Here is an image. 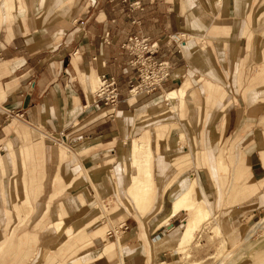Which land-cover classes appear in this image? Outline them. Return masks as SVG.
<instances>
[{"label": "crops", "instance_id": "obj_1", "mask_svg": "<svg viewBox=\"0 0 264 264\" xmlns=\"http://www.w3.org/2000/svg\"><path fill=\"white\" fill-rule=\"evenodd\" d=\"M263 18L264 0H0V154L3 156L0 162L4 167V175L0 171V179H18L22 176L19 160L13 159L10 151L15 129L13 119L27 120L28 123L21 121L15 130V136L23 134L26 138L30 133L25 131V125L29 123L38 124L47 132L55 131L61 135H65V129L71 126V132L77 131L79 145L87 143V140L89 143L78 149L79 162H82L84 168L86 158H91L92 154L93 157L102 159L107 152L115 150L122 135L118 134L120 125L111 114L114 110L128 111L134 104L129 102L133 98H127V91L137 78V69L130 64V56L122 47L131 34L142 32L152 41L158 42L162 48L160 56L174 62L175 51L168 46L166 39L180 28L189 27L212 40L213 46L206 44L203 49L210 52L214 69H229L233 67L232 45L237 47L239 60H245L246 55L251 56L252 52L264 49V46L259 47L257 43L259 37H264L260 35L264 29L254 33L255 25L261 24ZM197 50L196 48L195 52ZM253 61L249 59L243 65V80L247 79L248 68ZM184 66L183 64L174 71L181 70ZM103 74L115 76L124 93L125 99L115 108L96 103L92 95L93 80ZM87 76L90 77L88 87ZM256 76L253 73L249 81H245V85L254 84ZM177 79L179 75H171L161 89L173 87L174 80ZM214 82L222 83L219 79L207 80L204 87L208 88ZM219 87L224 88V85ZM206 91L208 96L220 94L217 90ZM194 93L191 84L185 93V104L191 114L197 109L200 111V104L196 102ZM148 95L150 94L138 97L137 102ZM161 98L162 96L157 95L137 107L136 120L140 121L139 115L143 109L146 117L147 114L155 116L157 102ZM235 98L237 103L233 106H223L228 112L224 126L225 138L232 141L227 151L228 158L223 160L227 163L223 166L226 170L215 173L205 154V165H197L205 175L201 169L182 172L185 170L183 169L175 171L174 175L166 172L164 174L167 177L162 174L157 186L154 180L157 195L161 197L150 209L153 213L146 219L127 214L106 219L103 218L106 214L103 211L101 216L96 215L87 223L77 220L75 225L84 227L76 230L73 235L68 234L64 240L62 232L68 227L64 226L61 230L56 227L55 234L40 242V256L35 258L34 264L45 254L48 259L43 264H117V261L114 262L116 257H119L121 264H153L156 261L163 264L172 261L177 244L180 243L177 229L193 217L194 208L196 212L203 209V212L211 215L213 195L218 197L217 193L221 189L219 181L229 174L232 179L226 188L230 190V197L219 209L221 217L218 227L224 235L235 232L239 236L242 229L264 213V111L261 109L262 104H244L242 94H237ZM59 113L62 118H69L71 114L73 116L62 125L57 117ZM74 117L78 123L73 121L69 124ZM91 119L100 120L85 126ZM200 119L193 117L186 124L195 127L200 124ZM43 135L40 130L38 135L32 134L30 153L35 163V174L28 176L29 183L33 182V177L37 176L39 179L33 195L38 203L37 225L49 215L56 198L70 194L65 186L71 183V179L65 180L67 173L61 178L57 176L55 168L59 165V157L54 154L51 142L44 140ZM210 144L213 145L214 142L210 143L206 134L200 147L193 141L184 152L192 153V148L204 149L205 146L206 153ZM86 149H92L91 155L86 154ZM6 151L9 152V159L5 157ZM131 152L132 149H129L130 159ZM174 158H177L176 165ZM195 160L197 162L196 157ZM170 161L174 166H179V162H182L176 153L166 163L169 165ZM96 162L100 163L99 160ZM99 167L100 165H96L92 171L86 170V178L90 180L100 170ZM79 171H82V167ZM192 178L195 187L184 203L195 205H191L192 208L189 209L184 208V204L185 206L175 211V199L178 200L184 194L186 184ZM198 191L201 195H198ZM72 194L64 197L58 207L61 213L65 209V218L70 216L68 206H72L73 201L80 206L79 195L84 194V191L78 189ZM41 195L45 199L38 201ZM75 196H78L79 203L74 199ZM195 196L198 198L197 203L191 201L195 200ZM71 210L75 212L74 208ZM82 211L80 207L76 210L78 214ZM40 218L42 219L39 220ZM1 220L3 228H6V219ZM20 227L21 224L12 228L9 235H1L0 257L12 248L13 239L17 237ZM123 233L127 234L123 236ZM162 238L163 240H159ZM24 243L29 246V242ZM259 245L260 243L252 246L251 251L261 250ZM87 247L89 251L79 252ZM16 256L19 258L21 255ZM25 256L30 260L33 257L28 253ZM258 258L259 261L254 264H260L262 257ZM15 261L12 259L11 263L14 264ZM31 263L30 261L28 264Z\"/></svg>", "mask_w": 264, "mask_h": 264}, {"label": "rangeland", "instance_id": "obj_2", "mask_svg": "<svg viewBox=\"0 0 264 264\" xmlns=\"http://www.w3.org/2000/svg\"><path fill=\"white\" fill-rule=\"evenodd\" d=\"M261 22V24L255 25L254 33L260 31V29H264V18ZM194 26H196V24H194ZM173 34H178L180 40H177V42L172 40L170 44H168ZM173 34L166 39V43L175 51V59L174 62H172V77L179 75V79L174 80L175 83L173 87L160 88L150 93L147 97H142V100L138 99V102L135 98L131 99L129 102L134 104L128 111L119 112L114 110L111 115L117 119L120 125L118 134L122 135V139L115 150L107 152L102 159L93 157V154L91 155L92 149H86V154H90L92 157L86 158L84 168L82 162H79L78 149L84 148L87 144L89 145V143L87 140L85 141L87 143L79 145L77 142V131L71 132L73 129L71 126L65 129V135H61L55 131L47 132L38 124L29 123L25 125V131L30 133L28 138H26L23 134L15 136V130L17 125L21 124L23 121L27 122V120L13 119L15 129L13 131L14 137L11 139L10 143V151L12 158L19 160V169L22 171V176L18 179H0V237L1 235L2 237L3 235H9L11 229L16 228L19 224H21V227L17 233V237L13 239L12 248L8 250L9 252H5L4 255L0 257V264H4V262L5 264H10L12 259L13 261L16 260L14 264H28L30 261L32 262L31 264H34L35 258L40 256V242L44 238L56 233L54 228L58 226V224L56 225L57 221L62 220V225L68 227L62 232V240H64L68 234L73 235L76 230H80L84 227H77L75 225L78 222L77 220L81 219V221L87 223L94 216L99 214V216H101L103 211L106 213H103V218L106 219H111L113 216H118L119 214H124L123 216H125V214L128 216H141L143 219H146L145 217L153 213L150 209L155 206L160 197V195H157V191L154 187V180L157 186L159 181H161L162 174L167 172L168 175H174L175 171L183 169L185 170L182 172H192L201 169L202 173L205 175L202 168L197 166L198 164L200 166L205 165V154H207V160L215 173L226 170L223 166H225V164L227 165V163H224V161L228 158L226 157L228 155L227 151L232 141L229 138H225L224 126L226 124L228 112L224 110L223 106L229 104L233 106L237 103L235 96L237 94H242L244 96V104L247 102L262 104L261 109L264 111V49L258 52H252L251 56L246 55L245 60H239V56L237 57V47L232 45L234 51L232 52L234 57L233 67L231 66L229 69L225 67H222V69L220 67H215L214 69L210 52L203 49L206 44L213 46L211 39H207L204 34L200 35L194 32L189 27L180 28L179 31ZM260 35H264V30ZM253 36L254 34L252 37ZM257 43L259 47L264 46V37H259ZM196 48L198 49L197 52H195ZM254 56H256V58H254ZM249 59L254 61L252 66L248 68V73L246 75L247 79L243 80V65ZM239 61H241V63H239ZM183 64L185 66L182 67L181 70L174 71L175 68ZM253 73L257 75L254 84L246 86L245 81H249L248 79ZM89 79L90 77L87 76V87L89 86ZM218 79L222 83L219 84L214 82V84H212L214 86L209 85L208 88L204 87L207 80L215 81ZM184 81L186 82L184 83ZM190 82L192 84V90L195 92V100L200 104V111L197 109L193 114L189 113L187 105L185 104V93L186 89L191 86ZM98 83L99 77L97 76V78L93 80L91 88L93 97ZM221 84L224 85V88L219 87ZM174 88H176V90H171ZM206 89L214 90V92H216V90L220 91V94L219 96L217 94L208 96L209 93ZM88 90L90 89L88 88ZM168 90L176 92L177 99L174 103L167 100V93L170 92H167ZM123 95L121 96L122 100L125 99ZM157 95L162 96V98L157 102L158 110L155 116L147 114L146 117V111L143 109L140 111V121L138 122L136 120V108ZM249 96L251 97L249 98ZM1 101L2 99L0 98V102ZM210 102L214 106H212ZM243 102L241 100V103ZM72 116L73 114L68 117L70 118ZM57 117L61 120L60 122L62 125L65 120L69 119L67 117L62 118L63 116L61 117L60 113L57 114ZM193 117H196V119L200 117V124L195 127L191 125L188 126L186 123ZM96 120L100 119H91L89 122H86L87 124H85V126L92 125ZM73 121L78 123L76 117H74L69 124H72ZM184 123L186 125H184ZM34 127L38 130L34 129ZM39 130L44 133V140H49L51 142L54 154L57 158L59 157V165L55 168V170H57V176L61 178L62 175L67 173L68 177H66L65 180L69 181L71 179V183L65 186L66 190H70V194H66V196L71 195L73 191L77 192L78 189H82L84 194L79 195L80 203L78 196L74 197L80 206H77V203L73 201L72 206H68V213L70 214L68 218L64 217V215H66L65 209L62 213L58 210V207L62 203V199L66 196L56 198L55 204L51 205L49 215L41 224L37 225V220L39 218L36 214L38 203L37 200L33 198V195L36 193L37 181L39 179L35 175L36 177H33V182L30 181L29 183L28 176L32 177V175L35 174L33 172L35 163L32 161L30 146L32 134L38 135ZM206 134L210 143L214 142L213 145L210 144L208 146L209 149L206 150V153L205 146L204 149L192 148L194 153H191V151L184 152L193 141L200 147ZM134 137L136 138L132 141ZM218 137L220 140H218ZM136 142L140 144L141 148L140 150L137 149L135 153L133 147ZM128 148L130 150L132 149L131 159L128 157ZM175 153L178 154L179 161L182 162H179V166H174L177 164V158H174V165H172L171 161L168 165L166 160H169ZM80 155L82 156V152ZM5 157L9 159L10 156L8 151H6ZM0 158L3 159L1 154ZM97 160H99L100 163H97ZM96 165H100V170H98L90 180L87 179L86 170L89 169V171H92ZM80 167H82V171H79ZM0 171H2L4 175V167L1 166V162ZM165 176L167 177V175ZM231 179V174L225 176L223 180L220 179L219 185L221 189L217 193L218 197H214L213 195L211 215L209 214L210 216L208 215L206 217L205 214L203 215V212L201 213L199 210L201 217L198 215L200 221L198 220V227H195L196 230L194 231L193 238L190 237L192 239L187 240L188 242L186 241L184 244H177L174 259L172 261H166L163 264H254L259 261V256L262 257V259H260V264H264V222L249 240H244L253 225L261 221V219H264V213L260 217L252 220L250 225L245 227L246 229H242L239 236H236L237 233L235 234V232L231 235H224L218 227L221 217V210L219 209L223 203H227L226 201L230 197V190L227 188L228 182ZM150 184L153 187L151 190L152 192L148 189V194L145 195L146 198L142 199V192L139 191L149 187ZM186 185L190 188L186 186V190L189 189L187 191L191 194L195 187L194 179H189ZM133 189L139 192L138 197H141L140 201L138 200L139 202L134 201L133 195L130 192V190ZM13 191L15 192L13 193ZM28 194H30V197ZM198 195H201L199 191ZM41 196L38 198V201H40V199H42V201L45 199V196ZM209 198L211 197L209 196ZM149 199L151 200L149 201ZM194 199L197 200L198 198L195 196ZM134 202L135 205L138 203L137 206H147L146 208L148 209H142L143 214L147 213L145 216L141 215L142 210L135 208ZM78 207L83 209L82 213L79 212L78 214L76 212ZM71 208H74L75 212L71 210ZM149 210L151 212L148 213ZM1 219H6L8 224L6 228H3L1 224L3 220ZM41 219L42 218L39 220ZM180 229L181 227L177 230L180 231ZM126 234L127 233H123V236ZM108 239L112 240L111 238ZM22 241L29 242V246ZM259 243L261 250L257 248L258 250L251 251V247ZM84 251H89V248H84L79 252L81 253ZM27 253L33 255L31 260L28 256L24 257ZM255 253H257L256 256L253 255ZM16 254L21 256L17 258ZM47 259L48 256L45 254L37 264H43ZM115 261H117V264H121L119 257H116L114 259V262ZM153 264H161V262L156 261Z\"/></svg>", "mask_w": 264, "mask_h": 264}, {"label": "built area", "instance_id": "obj_3", "mask_svg": "<svg viewBox=\"0 0 264 264\" xmlns=\"http://www.w3.org/2000/svg\"><path fill=\"white\" fill-rule=\"evenodd\" d=\"M172 40L177 42L180 37L178 34H173L168 44ZM122 47L130 56V64L137 69V78L130 84L127 98L137 99L159 90L171 77L173 63L161 57V45L142 32L131 34ZM123 94L115 76L107 74L100 76L99 88L94 94L96 103L115 108L122 101Z\"/></svg>", "mask_w": 264, "mask_h": 264}, {"label": "bare ground", "instance_id": "obj_4", "mask_svg": "<svg viewBox=\"0 0 264 264\" xmlns=\"http://www.w3.org/2000/svg\"><path fill=\"white\" fill-rule=\"evenodd\" d=\"M99 84H100V77H99V83H98V86H97V88H96V90H95V92L97 91V89L99 88ZM176 99H177V95H176V92L175 91H170L169 93H167V100H169V101H171L172 103H174L175 101H176ZM161 112H162V110H161ZM140 144L139 143H134V147H133V151L135 152L137 149L138 150H140ZM136 153V152H135ZM166 184H168V183H166ZM169 184H170V182H169ZM168 184V185H169ZM167 185V186H168ZM166 186V185H165ZM164 186V187H165ZM187 186V185H186ZM188 187V186H187ZM152 185L150 184L149 185V187H147V188H144L142 191H139V192H142V199L143 198H146V196L145 195H147L148 194V189L151 191L152 190ZM189 188V187H188ZM190 189V188H189ZM189 189H187V190H189ZM185 191V192H183L184 194H182V196L177 200V199H175L176 201H175V208H174V210L176 211V210H178L179 208H181V207H183V206H185L186 204L184 203V202H186V200H188V196L189 195H191L192 194V192H191V194L189 193V191ZM146 191V192H145ZM130 192H131V194L133 195V198H134V201L135 202H139L140 201V199H141V197L139 198L138 196H139V192H136L135 191V189H133V190H130ZM152 192V191H151ZM177 192V191H176ZM154 193V192H153ZM176 194V193H175ZM161 197V196H160ZM159 197V198H160ZM158 198V199H159ZM176 198V197H175ZM191 199V198H190ZM139 200V201H138ZM151 199H149V201H150ZM191 201H193V203L196 201V200H191ZM135 202H134V206H135V208H139L140 210H142V209H148V208H146L147 206H143V207H141V206H137V204L138 203H136V205H135ZM148 203V202H147ZM146 203V204H147ZM150 203V202H149ZM155 203V202H154ZM201 203V202H200ZM144 204V203H143ZM185 204V205H184ZM202 204V203H201ZM140 205H142V204H140ZM148 205V204H147ZM192 204L190 203V205L188 204V205H186L184 208H192V206L193 205H195V203L191 206ZM153 206V205H152ZM200 206V205H199ZM199 206H197V207H199ZM153 208V207H152ZM151 208V209H152ZM204 208V207H203ZM196 208H194V211L195 212H193V217L192 218H190V219H188V220H186L185 222H184V224L182 225V227H181V229H180V231L179 230H177V232L179 233V234H177V235H179V241H180V243H183L184 244V242H186L187 240H189V239H192L193 238V235H194V231L196 230V226L197 225H199L198 224V222L200 221L199 220V217H198V215H200L203 211V209L202 210H200L201 211V213H199V210H197V212H196V210H195ZM207 211V210H206ZM199 213V214H198ZM195 214H197L196 215V219H195ZM203 215L205 214V216L207 217L208 215H209V213L208 212H203L202 213ZM141 215H143V210L141 211ZM170 216V215H169ZM210 216V215H209ZM200 217H201V215H200ZM202 218H203V216H202ZM199 220V221H198ZM163 221V220H162ZM264 222V219H261V221H258V222H256L254 225H253V227L250 229V231L248 232V234L245 236V239L244 240H249L251 237H252V235L256 232V230L257 229H259L260 227H261V225H262V223ZM163 223V222H162ZM63 224V222H62V220L58 223V226H57V229L58 230H61V229H64V226L62 225ZM264 224V223H263ZM198 227V226H197ZM263 227V226H262ZM175 228V227H174ZM218 228V227H217ZM219 230V229H218ZM168 231V230H167ZM116 232H117V230H116ZM218 232V231H217ZM167 237V236H166ZM190 237H192V238H190ZM165 238V237H164ZM168 240H169V238H167ZM159 240H163V238L162 239H159ZM164 242V241H163ZM162 242V243H163ZM188 242V241H187ZM182 245V244H181ZM238 248V247H237ZM236 248V249H237ZM264 251V250H263ZM234 252V251H233ZM232 253V252H231ZM231 253H230V255H231ZM259 253V252H258ZM256 254L257 253H255V254H253L254 256H256ZM251 255V254H250ZM252 256V255H251ZM225 259V258H224ZM219 264H221V263H219Z\"/></svg>", "mask_w": 264, "mask_h": 264}]
</instances>
